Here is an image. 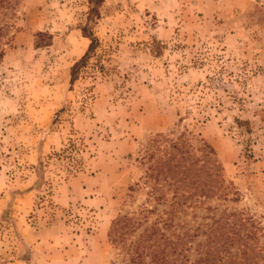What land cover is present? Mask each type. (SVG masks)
Masks as SVG:
<instances>
[{
  "label": "rangeland",
  "instance_id": "obj_1",
  "mask_svg": "<svg viewBox=\"0 0 264 264\" xmlns=\"http://www.w3.org/2000/svg\"><path fill=\"white\" fill-rule=\"evenodd\" d=\"M85 26L99 44L72 83ZM171 140L214 148L211 197L149 194ZM124 215L139 224L113 229ZM168 217L191 260L245 218L264 264V0L0 4V264H133Z\"/></svg>",
  "mask_w": 264,
  "mask_h": 264
},
{
  "label": "trees",
  "instance_id": "obj_2",
  "mask_svg": "<svg viewBox=\"0 0 264 264\" xmlns=\"http://www.w3.org/2000/svg\"><path fill=\"white\" fill-rule=\"evenodd\" d=\"M7 0H0L4 4ZM102 0H93L95 6ZM98 13L97 7L91 8L89 18L92 19ZM83 33L89 37L91 42L87 52L72 66L71 82H75L81 67H83L92 52L99 44V39L94 35L91 28L83 27ZM40 34H44L40 32ZM203 153L200 157L191 153V148L185 140H171L164 147L163 152L154 158L150 164L145 179L150 183L149 194L155 200H166L167 192H172L175 202H180L191 196L211 197L216 190V183L221 182L219 171L213 163L212 154L215 150L209 144H203ZM157 150H160L157 147ZM154 152L149 154L150 157ZM149 157V158H150ZM210 179V180H209ZM186 188L194 189L186 194ZM146 211H144V215ZM233 216H236L234 214ZM170 218V219H169ZM163 225H151L145 228L138 236L134 244V256L131 258L133 264H260L259 253H249L254 250L257 242L250 240L253 230L247 226L245 218L225 219L217 223L216 228L210 234L209 248L202 252L194 260L189 257L192 245H187L188 236L166 234V229L171 225L172 218L162 219ZM134 217L124 215L118 218L113 229L121 227H136ZM253 238V237H252ZM234 247H236L234 251ZM146 256L149 257L146 260ZM190 262V263H189Z\"/></svg>",
  "mask_w": 264,
  "mask_h": 264
}]
</instances>
